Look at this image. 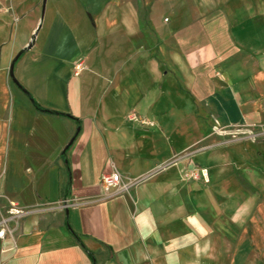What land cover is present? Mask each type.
I'll list each match as a JSON object with an SVG mask.
<instances>
[{"label":"crops","instance_id":"crops-1","mask_svg":"<svg viewBox=\"0 0 264 264\" xmlns=\"http://www.w3.org/2000/svg\"><path fill=\"white\" fill-rule=\"evenodd\" d=\"M47 2L22 29L38 0H0V209L28 212L0 264H264V140L187 155L262 118L264 0L188 1L176 24L139 0ZM113 170L146 179L107 195Z\"/></svg>","mask_w":264,"mask_h":264},{"label":"rangeland","instance_id":"rangeland-1","mask_svg":"<svg viewBox=\"0 0 264 264\" xmlns=\"http://www.w3.org/2000/svg\"><path fill=\"white\" fill-rule=\"evenodd\" d=\"M107 1H118V0H80V3L75 0H71V5L73 6L74 10L79 13L80 18H85L87 17V13H95V11L100 10L103 4H105ZM188 1H192V0H139V7L141 14L143 15L148 13L150 10H154L162 17V19L163 18L172 19L173 24H176L178 21H180V18H178L179 14L187 12L188 8L191 9V7H193L191 3L187 4ZM38 3L39 6L37 7L36 11L33 10L31 14L32 18H26L23 20L21 25L22 29L27 27L26 24H28L30 20H34L38 16L41 18V21L44 19L45 22L47 9H48V2L46 4L47 6L45 8L44 18H43L44 14H43V6H42L43 0H38ZM51 4L52 3L50 1L49 10L51 9ZM48 20L49 19H47V22ZM42 34H44V31L42 32ZM132 115L128 116L129 119ZM261 117L262 118L260 119V121H258V123H254L253 125L249 126L248 129L246 130H243V128H235V127L229 128L228 126L221 124L216 127H213L210 134L211 136L207 140L202 142L200 145L195 147L193 151H189L187 155L190 156L193 152L202 153L212 148H223V146L238 142L240 140L263 141L264 112ZM140 123L142 125L148 124L143 119L140 120ZM177 159H181V158H177ZM193 165H195L196 168H206L201 164L193 163ZM156 169L160 171L163 170V167L160 166L157 167Z\"/></svg>","mask_w":264,"mask_h":264},{"label":"built area","instance_id":"built-area-1","mask_svg":"<svg viewBox=\"0 0 264 264\" xmlns=\"http://www.w3.org/2000/svg\"><path fill=\"white\" fill-rule=\"evenodd\" d=\"M84 60L80 58L74 66V72L78 75L84 69ZM132 115V114H131ZM132 120H138L136 115L130 117ZM146 178L130 179L124 177L119 171L113 170L105 174L101 180V186L105 194H110L113 189L119 192L127 193L133 186L143 182ZM187 180L208 182V170L206 168H195L186 174ZM7 215L3 216L0 209V238L3 239L8 233V222L12 218L25 217L28 212L19 207L16 203L11 202L9 208L6 210Z\"/></svg>","mask_w":264,"mask_h":264},{"label":"trees","instance_id":"trees-1","mask_svg":"<svg viewBox=\"0 0 264 264\" xmlns=\"http://www.w3.org/2000/svg\"><path fill=\"white\" fill-rule=\"evenodd\" d=\"M22 89H23V88H22ZM24 91H25V90H24ZM37 108H38V109H41L40 106H38V105H37ZM41 110H42V109H41ZM43 111H45V112H47V113H51V114L57 115V116H63V115H65V114H62V113H60V112L52 111V110H49V109H45V110H43ZM67 116L72 117L71 115H67Z\"/></svg>","mask_w":264,"mask_h":264},{"label":"water","instance_id":"water-1","mask_svg":"<svg viewBox=\"0 0 264 264\" xmlns=\"http://www.w3.org/2000/svg\"><path fill=\"white\" fill-rule=\"evenodd\" d=\"M47 0H43L42 6H43V14L45 12Z\"/></svg>","mask_w":264,"mask_h":264}]
</instances>
